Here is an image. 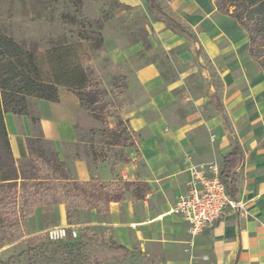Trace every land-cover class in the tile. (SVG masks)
I'll use <instances>...</instances> for the list:
<instances>
[{"label": "rangeland", "instance_id": "1", "mask_svg": "<svg viewBox=\"0 0 264 264\" xmlns=\"http://www.w3.org/2000/svg\"><path fill=\"white\" fill-rule=\"evenodd\" d=\"M74 1L0 0V32L12 35L27 50V54L15 61L19 67H24L30 77L53 79L57 54L68 63L77 55L88 76L97 79L93 82L99 81L98 88L106 91L100 102L108 111L105 123L79 103L78 141L63 145L64 160L54 141L43 137L38 120L33 117L34 104L41 98L27 95L26 115L30 118L31 138L35 139L30 146L37 155H43L45 160H60L64 163L66 176L72 178H76L73 173L75 159L84 157L90 164L106 161L111 166L113 177L124 180L123 171H128L126 166L133 160L136 173L147 169L142 152V143L146 138L143 130L150 132L152 127L175 130L180 125L194 122L200 139H209L215 145L213 156L199 164L216 162L220 165L226 133L215 108V95L224 103L236 135L242 140L250 139L246 149L255 145L252 131L255 132L256 126L264 119V111L260 108L264 104V77H261L257 67L249 72L244 70L248 64L246 57H231V53L222 47L209 50L202 30H191L190 33L181 30L179 19L163 0H157L162 6L161 11L150 5L135 8L122 0H78L76 4ZM159 22L164 24L160 32L165 46L156 50L152 35L158 32ZM99 33L103 35V42L97 47ZM70 44L74 50L66 48ZM149 65L155 69L157 78L142 83L136 73ZM2 74L7 76L9 73L4 70ZM65 89L67 86L59 85V95ZM26 90L21 82L11 92L19 96ZM142 93L151 98V110L147 124L134 130L130 120L122 115V108L127 101ZM116 124L125 129L127 141L118 133L107 130V127L112 128ZM162 151L165 152L164 148ZM101 157L104 160H100ZM34 158L36 155L32 157L27 152L26 156L16 159L6 149L4 138L0 135V164L7 173L16 170L19 176L30 175L33 173ZM89 211H76L77 220L73 224L79 235L84 231L90 235H104V242L82 240L79 235L50 242L45 229L34 227L32 218L26 216L16 226L21 238L11 242L0 229L6 239L0 247V260L10 258V264H30L25 252L27 240L41 237L44 242L41 248L46 255H56L55 258H60L63 252L70 251L73 255L81 250L90 260L100 261V264H165L161 254L147 252L141 245L132 249L115 246L114 233L101 223H91ZM189 235L191 237L192 234L189 232ZM190 239H186L184 244H191ZM42 242L34 243L39 248ZM185 251L189 252L187 247Z\"/></svg>", "mask_w": 264, "mask_h": 264}, {"label": "crops", "instance_id": "2", "mask_svg": "<svg viewBox=\"0 0 264 264\" xmlns=\"http://www.w3.org/2000/svg\"><path fill=\"white\" fill-rule=\"evenodd\" d=\"M122 1L135 8L149 6L146 0ZM163 1L189 33L191 30H202L204 43L208 44L209 50L222 47L231 53V57H246L248 64L244 70L249 72L257 67L261 77H264V71L247 54L249 42L246 31L231 16L216 12V0ZM163 26V22L157 23L158 32L152 35L156 50L165 46L160 32ZM136 74L142 83L157 78L155 69L150 65L139 69ZM215 100L220 124L226 133L220 169L224 155L232 146L239 144L241 148L243 160L237 169L240 191L236 199L242 202L243 207L228 209L210 228L191 237L187 221L170 212L176 202L174 199L187 189L190 168L205 166L199 162L215 153L214 143L209 139L202 141L193 122L180 125L175 130H164L162 127H152L150 132L143 130L146 138L142 143V152L147 169L143 173H136L133 160L127 164L128 171L124 170L123 174L126 180L146 182L149 191L139 200L132 198L129 192L125 200L111 201L107 213L90 210L91 223H101L112 231L117 244L124 248L141 245L147 252L161 254L165 264H264V119L256 126L255 132L252 131L255 145L246 149L250 139L242 140L236 135L224 103L217 95ZM79 103V98L71 90L65 89L60 91L58 101L40 99L34 104L33 117L38 120L40 132L46 140L54 141L62 160L65 159L63 145L78 141ZM150 103L151 98L142 93L123 106L122 115L130 120L134 130L147 124ZM260 108L264 111V104ZM4 121L10 148L18 159L21 157L19 142L33 136L30 118L26 114L8 111ZM73 162V173L77 180L97 178L109 183L114 179L111 166L106 161L90 164L81 157ZM30 217L34 227L39 230L54 224H68L67 208L63 203L56 204L53 211L35 209ZM189 238L191 244L185 245L184 241ZM186 247L189 252L185 251Z\"/></svg>", "mask_w": 264, "mask_h": 264}, {"label": "trees", "instance_id": "3", "mask_svg": "<svg viewBox=\"0 0 264 264\" xmlns=\"http://www.w3.org/2000/svg\"><path fill=\"white\" fill-rule=\"evenodd\" d=\"M78 0H75L76 4ZM151 8L163 10L157 0H146ZM78 5V4H77ZM216 12L227 14L234 18L241 28L248 35L247 54L257 62L259 68L264 71V0H216ZM181 30H186L182 25H178ZM97 47L103 42V35L97 36ZM68 49L74 50L72 44L66 45ZM59 50V49H58ZM27 54V50L19 44L12 35L0 32V135L4 138L6 149L10 151L9 135L7 134L6 121L4 115L8 111L18 115L27 113L26 96L34 95L47 101H58V86H67L68 90L76 93L80 104L87 107L89 113L106 122L108 111L106 107L101 106L100 102L106 96V91L98 88L99 81L88 76L87 70L79 62L78 56L75 60L68 63L62 59V55L57 54L53 66L55 78L39 79L30 77L24 70V67L16 63V59ZM7 70L8 75L2 74ZM23 83L26 87L25 93L17 96L12 94L19 84ZM219 106V105H218ZM107 130L116 132L121 138L127 141L125 129L116 124V126ZM134 135L136 133L134 132ZM19 142L21 157L26 156L27 152L36 158L32 161L33 173L19 176L18 172L7 173L4 166L0 164V229L9 237V241L21 238L16 226L21 218L30 216L35 209L42 211H53L58 203H63L67 208L68 225L76 222V211L96 210L99 213H107L111 201L120 202L125 200L126 194L130 192L131 197L139 200L149 191L148 184L144 181H129L123 178L114 177L112 181L106 183L100 179L77 180L66 176L64 163L56 158L45 160L43 155H37L30 146L35 142L34 138L28 137ZM126 145V143H125ZM240 145L234 144L231 150L224 155L223 166L221 169V179L227 187V191L235 199L240 191V185L237 178V169L243 158L240 156ZM38 160V163L35 161ZM100 160H104L101 157ZM21 178V182L19 179ZM79 238L98 242H104V235H90L83 232ZM5 236L0 233V247L5 243ZM34 242H42L40 238L27 240V250L25 251L30 264H100V261H92L87 254L81 250L73 255L69 252H63L60 258L54 255H46L42 242L39 248ZM115 246L124 248L120 244ZM40 249V251H37ZM39 255V256H38ZM10 260V258H9ZM9 260L2 261L0 264H10Z\"/></svg>", "mask_w": 264, "mask_h": 264}, {"label": "built area", "instance_id": "4", "mask_svg": "<svg viewBox=\"0 0 264 264\" xmlns=\"http://www.w3.org/2000/svg\"><path fill=\"white\" fill-rule=\"evenodd\" d=\"M189 172L187 189L178 196L170 212L183 217L188 223L189 232L197 236L221 219L228 209H239L243 204L227 191L218 163L195 165ZM44 232L50 242L79 235L75 224H54Z\"/></svg>", "mask_w": 264, "mask_h": 264}]
</instances>
